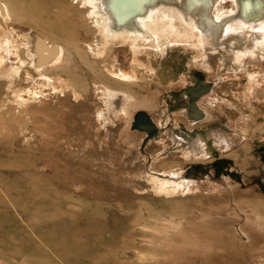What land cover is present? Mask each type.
Returning <instances> with one entry per match:
<instances>
[{"label": "rangeland", "instance_id": "374dc122", "mask_svg": "<svg viewBox=\"0 0 264 264\" xmlns=\"http://www.w3.org/2000/svg\"><path fill=\"white\" fill-rule=\"evenodd\" d=\"M148 1L202 21L264 4ZM0 4V264H264V50L238 51L252 30L200 37L165 11L176 29L129 22L132 49L83 0Z\"/></svg>", "mask_w": 264, "mask_h": 264}, {"label": "bare ground", "instance_id": "6f19581e", "mask_svg": "<svg viewBox=\"0 0 264 264\" xmlns=\"http://www.w3.org/2000/svg\"><path fill=\"white\" fill-rule=\"evenodd\" d=\"M147 1L148 0H83V3L90 7L88 14L95 16V23L99 26L101 35L107 38L119 37L122 40L129 38L132 49L135 48V40L141 37L139 29L145 32L148 31L153 34H158L157 32L161 30L160 27L162 25L164 27V25L170 24L169 17L165 14V11H167L169 15H176L187 27L186 30L196 31L200 37L206 34L208 36H213V38L218 36L224 37L226 35L237 38L242 37V29L249 28L253 31V35L249 37L246 43L244 42V45L242 44V46H240L238 51H244L249 57H253L257 54L259 55V53L264 50V4L262 6L260 5V16L258 14L259 17L253 21L245 20L241 17H234L236 14H234L233 9L227 17L214 14L211 18L212 20H203V22L202 16L195 18L190 13L184 12L171 5L160 4L159 6H155L151 4L148 6V4H145ZM209 1L210 0H191V4L196 3L200 5V11L206 13ZM234 3L238 6L237 0H235ZM248 5L250 6V4ZM0 11H4L2 4H0ZM129 22H132L136 28H139V31L137 29H130L128 25ZM127 25L129 27H127ZM170 25L172 29H176L175 26L172 24ZM38 45L40 44L38 43ZM49 49L51 48H48V50ZM55 59H57V57H55ZM35 62L38 61L36 60ZM40 65L38 63V66ZM122 75L124 77L129 76L123 73ZM253 90H255V93H258L255 87ZM176 139L179 142L187 141L183 137H176ZM181 145H183L182 147L187 154H193L194 151H199L200 154L205 153L202 147L203 142L200 140H193L189 143L185 142Z\"/></svg>", "mask_w": 264, "mask_h": 264}, {"label": "water", "instance_id": "95a60500", "mask_svg": "<svg viewBox=\"0 0 264 264\" xmlns=\"http://www.w3.org/2000/svg\"><path fill=\"white\" fill-rule=\"evenodd\" d=\"M133 126L145 130L155 128V124L143 113H140L136 117V120L133 122Z\"/></svg>", "mask_w": 264, "mask_h": 264}]
</instances>
